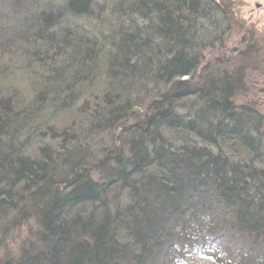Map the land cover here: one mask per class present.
Instances as JSON below:
<instances>
[{
    "label": "trees",
    "instance_id": "obj_1",
    "mask_svg": "<svg viewBox=\"0 0 264 264\" xmlns=\"http://www.w3.org/2000/svg\"><path fill=\"white\" fill-rule=\"evenodd\" d=\"M227 10L0 0V264H264V113Z\"/></svg>",
    "mask_w": 264,
    "mask_h": 264
},
{
    "label": "rangeland",
    "instance_id": "obj_2",
    "mask_svg": "<svg viewBox=\"0 0 264 264\" xmlns=\"http://www.w3.org/2000/svg\"><path fill=\"white\" fill-rule=\"evenodd\" d=\"M228 7L229 17L234 18V27L228 33L225 47L222 51L226 55L237 57L241 63L248 59L244 51L250 49L255 52L253 62L247 65L249 73L247 93L238 97L237 102L251 104L264 113V0H215ZM251 45V46H248ZM217 52V51H213ZM217 53H211L214 55ZM246 57V58H244ZM27 228L22 227L21 231L15 232L14 240L10 242L15 248L17 243L27 234ZM20 239V240H19ZM207 259L194 257V264H208Z\"/></svg>",
    "mask_w": 264,
    "mask_h": 264
}]
</instances>
